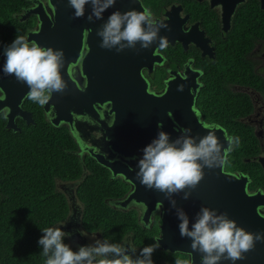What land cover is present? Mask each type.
Returning a JSON list of instances; mask_svg holds the SVG:
<instances>
[{"label": "flooded vegetation", "instance_id": "obj_1", "mask_svg": "<svg viewBox=\"0 0 264 264\" xmlns=\"http://www.w3.org/2000/svg\"><path fill=\"white\" fill-rule=\"evenodd\" d=\"M131 1L122 0V3L126 8L134 9V5L130 4L139 1L142 11L144 8L150 9L154 19L167 24L166 28L160 29L169 39L167 47L155 48L153 55L156 60L152 62V67L140 66V77L146 81V91L163 96L168 90V82L173 80L175 91L184 95L186 103H189L192 95L191 110L199 122L219 125L216 129L221 130L222 139L226 140L225 132L228 136L242 139L241 146H233L228 153L223 170L245 177L246 192L250 195L258 192L264 194V0ZM40 3L47 17L53 18L47 0H0V62L5 61L4 48L12 43L16 35H23L30 43L33 42L29 34L40 28V14L34 11ZM87 36L88 32L84 30L77 64L80 67L89 52ZM124 51L134 52L129 49ZM73 66L69 70L77 73ZM181 86L182 90H179ZM3 98L4 93L0 88V99ZM26 99L22 107L32 112L34 121L28 123L21 116H16L18 130L21 129L20 122L25 121L28 125L36 122L34 112L25 106ZM205 102L207 105H204ZM42 108L51 122L50 112L45 110L44 105ZM93 108L96 110L95 115L86 111L73 115V122L78 123L81 130L78 134L84 142L82 147L75 138L78 143L76 153L83 161L87 159L107 168L111 178L121 177L113 176L110 169L95 156L101 154L106 159L125 160L113 150H106L110 147L102 132V120L112 125L113 113H110L107 101L102 104L94 102ZM8 111L7 105L0 109V120L5 127ZM175 122L176 126L182 125L178 120ZM61 125L73 133L70 123L61 122L57 126ZM236 129L239 135H236ZM78 184L77 181L59 184V191L68 201V213L63 220L50 227H61L67 234L64 242L77 250L80 246L95 244L96 239H107L110 243L135 248V254L128 253L135 256L140 247L134 243L131 232L114 242L85 220V205L76 192ZM127 186L123 195L107 199V204L114 209L136 210L142 227L158 231L154 235L155 241L162 223L160 209L157 208L145 222L140 218L142 209L139 205H120L119 201L124 199L130 189V185ZM257 209L264 215V204H259ZM182 254L175 252L169 255L173 261L163 260L161 264H175L177 259L188 264L189 255Z\"/></svg>", "mask_w": 264, "mask_h": 264}, {"label": "water", "instance_id": "obj_2", "mask_svg": "<svg viewBox=\"0 0 264 264\" xmlns=\"http://www.w3.org/2000/svg\"><path fill=\"white\" fill-rule=\"evenodd\" d=\"M47 1L53 18L47 17L40 3L39 7L34 9L40 14V28L29 34V39L41 47L63 50L65 63L61 75L67 82V88L62 93H53L49 102L44 105L45 110L50 112L52 124L57 126L61 122H68L80 133L78 123L73 122V115L82 114L84 111L95 115L93 103L102 104L107 101L114 121L112 125H107L102 120V132L110 147L106 150H113L125 160L106 159L101 154L95 156L110 169L113 176L120 175L130 185L128 194L119 201L120 205H139L142 209L140 218L145 222L157 208L160 209L162 223L160 234L155 238V241L159 239L160 248L173 253H186L189 255L188 264H201L202 254L192 250L190 238L180 235L176 208L182 209L188 215L189 227L200 208L208 207L216 210L218 214L227 213L229 219L234 220L247 232L264 233V215L257 209L259 204H264V194L247 193L246 178L225 172L224 164L212 169L205 167L204 177L195 188H185L173 194L171 199L176 201V208L172 207L165 193L148 189L137 179V162L142 156L141 150L156 137L158 131L169 133L171 139L175 140L181 134L179 130L183 128H190L192 136H204L209 130L202 126L191 110L192 95L189 103H186L184 95L175 91L173 80L168 82V90L163 96L146 91V81L140 77V66L152 67V62L156 60L153 51L159 46V40L148 49H142L137 43L134 49L128 48L134 50L129 53L100 47L102 38L97 35V31L108 16L116 10L123 13L132 9L126 8L122 0H116L115 5L103 13V19L93 17V20L89 21L91 5H85L83 17L75 18V10L70 6L69 0ZM130 5H134V10L142 11L139 1ZM84 30L88 32L86 42L89 52L80 67L77 64ZM158 35L166 37L169 41L161 30ZM3 64L1 61L0 88L4 98L0 99V109L8 106L6 127L18 130L16 116H21L28 123L34 121L32 112L22 107L29 88L25 83L18 82L14 76L4 75ZM71 65H75L77 73L69 70ZM106 113L108 114V111ZM175 120L182 125L176 126ZM214 131L223 149L228 148L227 140L220 138L221 130ZM186 193L189 194L188 199L183 198ZM244 256L245 259L237 260L234 264H264V240L256 241L254 248L244 253ZM219 264L233 262L222 259Z\"/></svg>", "mask_w": 264, "mask_h": 264}, {"label": "clouds", "instance_id": "obj_3", "mask_svg": "<svg viewBox=\"0 0 264 264\" xmlns=\"http://www.w3.org/2000/svg\"><path fill=\"white\" fill-rule=\"evenodd\" d=\"M115 3L116 0H69L75 10V18L83 17L85 5H91L89 21L93 17L103 19V13ZM162 27L166 28L167 24L154 19L148 8L123 13L116 10L108 16L97 35L102 38L101 48H115L117 52L134 49L137 43L142 49H148L157 40L158 47L163 49L168 41L158 35ZM3 55L2 72L28 86L27 99L43 106L53 93H62L67 88V82L61 75L65 63L63 50L41 47L34 41L30 43L23 35H16L4 48ZM202 126L209 130L206 135L192 136L190 128H183L175 140L160 130L141 150L137 179L148 189L165 193L173 208H176V201L171 199L173 194L185 188H195L204 177L205 167L212 169L223 165L233 146H239V138L225 132L228 148L223 149L214 131L220 126L207 123ZM72 134L83 147L84 142L75 128ZM188 196L186 193L183 198L188 199ZM176 215L180 221V235L190 238L192 250L202 254L201 264H219L222 259L231 260L234 264L245 259L244 253L251 251L256 241L264 240V233L247 232L229 219L227 213L218 214L208 207L200 208L191 227L189 217L182 209L176 208ZM41 232L38 245L47 258L45 264H154L152 255L160 247L157 239L140 249L134 258L128 254L136 252L130 245L126 247L125 244L110 243L107 239H96L95 244L83 245L74 251L64 242L67 234L61 227H46ZM175 264L185 262L177 259Z\"/></svg>", "mask_w": 264, "mask_h": 264}, {"label": "trees", "instance_id": "obj_4", "mask_svg": "<svg viewBox=\"0 0 264 264\" xmlns=\"http://www.w3.org/2000/svg\"><path fill=\"white\" fill-rule=\"evenodd\" d=\"M25 106L34 112V124L22 120L16 131L0 120V264H45L47 258L38 245L41 230L63 220L69 208L58 183L80 179L76 192L85 205L84 218L93 228L114 242L131 232L140 249L154 243L158 231L142 227L136 210L114 209L106 202L123 195L127 182L111 178L107 168L93 161H83L69 128L52 124L41 105L26 99ZM239 141L236 147L241 146ZM172 254L158 248L152 260L154 264L173 261Z\"/></svg>", "mask_w": 264, "mask_h": 264}, {"label": "rangeland", "instance_id": "obj_5", "mask_svg": "<svg viewBox=\"0 0 264 264\" xmlns=\"http://www.w3.org/2000/svg\"><path fill=\"white\" fill-rule=\"evenodd\" d=\"M81 180V179H80ZM80 180H77V182H80ZM59 184L60 182L58 183V189H59ZM179 253V252H178ZM180 255H183L182 252H180Z\"/></svg>", "mask_w": 264, "mask_h": 264}, {"label": "bare ground", "instance_id": "obj_6", "mask_svg": "<svg viewBox=\"0 0 264 264\" xmlns=\"http://www.w3.org/2000/svg\"><path fill=\"white\" fill-rule=\"evenodd\" d=\"M224 133V132H223Z\"/></svg>", "mask_w": 264, "mask_h": 264}]
</instances>
